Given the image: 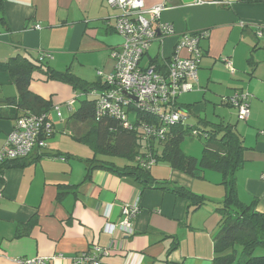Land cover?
Listing matches in <instances>:
<instances>
[{
    "label": "crops",
    "instance_id": "0c3cea01",
    "mask_svg": "<svg viewBox=\"0 0 264 264\" xmlns=\"http://www.w3.org/2000/svg\"><path fill=\"white\" fill-rule=\"evenodd\" d=\"M144 1L147 8L165 4L161 20L173 24L177 33L163 44L155 43L154 50L150 49L142 61L146 63L155 57H171L183 34L207 31L208 38L204 39L202 50L203 57L211 60L208 62L211 64L209 69H212L213 60L233 58L231 54L234 51L231 52L228 45L237 39L240 29L241 34L256 36L253 26L264 25V3L228 0L229 5H201L197 4L198 0ZM118 15L119 11L109 7L105 0H2L0 60L10 59L18 50L34 58L52 53L50 62L53 68L60 71L69 66L73 68L72 62L80 61L86 54L112 51L122 46L124 38L109 30ZM2 18L6 21L2 22ZM37 25L41 28L37 29ZM223 39L225 47H220L218 43ZM232 60L237 65V60ZM250 60L249 64H255ZM111 64L104 66L105 71H109ZM254 71L255 68L251 75L255 77ZM206 82L205 87L210 90L209 84L215 82L213 73ZM256 82L261 87L257 92H250L252 84H248L252 97L250 116L246 125L241 126V130L237 129L250 148L245 153L243 168L237 173V189L243 203L257 200V209L264 211V76H257ZM199 83L202 86V79L198 77L196 87ZM216 84L221 91H225L224 88L229 90L223 95L226 97H230L231 90L244 89L230 87L225 81ZM31 90L45 98L53 97L57 105L67 106L73 99L72 89L58 82L33 81ZM16 95L10 76L0 73V97ZM178 103L183 110L188 104L181 103L180 99ZM194 109L199 111L201 107L196 104L190 114ZM8 112L14 115L15 110L8 108ZM183 112L188 118L189 114L185 110ZM13 125L12 120H0V149ZM69 125L74 130V125ZM46 151L53 154L43 156L38 163L23 170L5 173L0 193V264H19V260L37 257L49 258L47 264H72L75 255L95 245L110 250L109 255L102 256V264H212L213 239L220 221L215 208L226 193L224 188L218 187L220 177L210 180L206 171L204 179H197L168 164L159 168L158 173L164 176L153 175L159 181H168L191 191L204 189L203 196L209 197L215 205L209 207L207 213L192 212L194 220L191 221L189 204L183 198L164 190L142 191L132 177L119 176L104 169L95 170L91 179L84 181L87 164L82 156L71 151L54 150L49 145ZM57 153L72 157L57 156ZM107 161L116 163L110 158ZM196 180L208 185H196ZM60 184L80 186L70 189L59 200ZM137 199L140 213L134 220V234L116 233L113 236L106 233L107 220L103 213L107 206L112 205L111 221L117 222L121 219V207ZM32 216L35 223L30 229ZM19 231L21 236H18ZM197 232L203 236L204 247L198 241ZM174 240L177 243L175 249ZM58 255H63V258H58Z\"/></svg>",
    "mask_w": 264,
    "mask_h": 264
},
{
    "label": "trees",
    "instance_id": "16d2710c",
    "mask_svg": "<svg viewBox=\"0 0 264 264\" xmlns=\"http://www.w3.org/2000/svg\"><path fill=\"white\" fill-rule=\"evenodd\" d=\"M241 1L249 4L264 3V0ZM105 2L108 5L106 0ZM0 3H2V0H0ZM108 6L111 7L110 5ZM116 10L119 11L118 9ZM117 17L115 24L109 30L120 35L115 29ZM5 21L6 19L2 18V22ZM207 38L208 34L202 40ZM157 42L160 44L164 43V41L154 40L151 44L154 45ZM148 51L145 56L148 55ZM47 54H50V57L46 56L45 59L41 60L40 57L43 54L34 58L29 54H25V51L18 50L10 59L6 61L0 60V73L8 74L12 85L17 90L16 96L0 97V120L14 121V128L15 123L21 117L30 114H46L48 121L53 127L51 136L45 138L48 141L55 135V124L51 118V112L56 107H59L61 113V108L59 105L54 104L53 97L45 98L33 92L31 85L33 81L58 82L68 85L73 92V99L67 103L69 110H71L67 125H74L75 132L71 136L75 141L84 144L93 151V156L84 160L87 164L84 181L90 180L95 170L104 169L119 176L132 177L142 191L147 189L164 190L176 197L183 198L189 204V211L196 212L206 204L205 202L208 199L184 186L157 180L153 176L151 168L141 165V160L152 158L157 164L160 162L167 163L173 169L197 179H204L206 171H216L221 178L219 184L224 187L226 193L224 199L215 208L220 216V221L219 229L213 239L214 258L212 264H264V254H257L259 251H264V211L257 209V200L246 204L240 200L238 195L237 173L243 168L245 153L250 148L245 145L236 124L225 123L224 121L209 123L202 119L198 124H202L203 131L199 132L198 125L184 124L186 118L172 125L164 126L165 130L161 135L148 134L143 129V126L145 124L158 126L159 118L148 113H141L140 110H135V108L131 107L130 120L132 127H125L124 123L117 118L108 115H98L97 102L99 96L108 90L107 84L99 75L96 81L90 82L76 75L70 66L64 71L57 70L50 65V60L53 59L52 53ZM171 59V57L163 59L155 57L151 58L146 64L143 62L142 64L155 66L157 70L166 73L169 64L172 62ZM35 73H40L42 77L35 78ZM77 101L79 102L77 108L73 109ZM197 103L185 105L186 108L184 110L189 114L188 118ZM226 103L234 107L229 102ZM177 105L180 109V104L178 103ZM8 108L15 110L14 115L8 112ZM57 116L62 118V113L59 116L57 112ZM85 124H91V126L84 131L82 126ZM195 128H198L197 131H195ZM10 132L7 134L6 140ZM194 132L203 133L205 139V147L200 157L186 154L181 147L186 137L193 135ZM142 141L146 143L147 152L141 153V148H138L142 145ZM47 149L48 142L46 148H37L27 157L5 159L0 162V193L4 187L6 171L23 170L35 165L43 156L53 154L47 152ZM59 155L72 157L70 154L57 153V156ZM116 157L126 158L128 163L119 166L114 162L107 161V158ZM79 186L80 184H60L59 200L64 198L70 189H75ZM29 223L31 224V229L35 223L33 216L30 218ZM21 235L22 232L19 231L18 236ZM176 245L175 241L173 249L176 248Z\"/></svg>",
    "mask_w": 264,
    "mask_h": 264
},
{
    "label": "built area",
    "instance_id": "2783aa9c",
    "mask_svg": "<svg viewBox=\"0 0 264 264\" xmlns=\"http://www.w3.org/2000/svg\"><path fill=\"white\" fill-rule=\"evenodd\" d=\"M108 5L121 13L117 17L116 31L124 38L121 47L113 49L111 56L115 60L114 71L110 74L99 72L98 75L107 84L108 90L99 96L97 109L99 116H111L119 119L125 127H132L130 108L140 110L158 117V126L145 124L143 129L148 134L164 133L166 125H172L186 119V115L178 108V100L184 93L191 92L198 84L200 65L203 57L201 41L207 32L201 34L186 33L179 37L174 53L171 56L167 72L157 70L155 66L142 64L145 54L154 40L165 41L170 36L177 35L170 23L161 21L165 4L159 3L147 8L144 0H106ZM197 4L229 5L228 0H198ZM37 29L40 26H36ZM264 26H257L256 36L263 38ZM50 54L43 53L40 59ZM227 62V61H226ZM227 67L235 73L231 62ZM133 98H136L135 101ZM251 95L236 92L228 98V102L237 108L239 120H248L250 116ZM73 103V102H72ZM73 105V104H71ZM70 105V106H71ZM72 108V106H71ZM58 115L60 116V109ZM53 133L52 124L46 114L26 115L18 119L13 130L8 135L0 152V162L5 159L24 158L37 148H46V137ZM141 160V158H139ZM155 160H141V165L151 168ZM112 205H108L103 215L106 218L104 231L110 235L134 234V220L140 213L139 200L125 203L121 207V219L111 221ZM110 254L108 248L99 245L79 252L72 259V264H102V256ZM63 258V255H58ZM50 259L37 257L19 260V264H47Z\"/></svg>",
    "mask_w": 264,
    "mask_h": 264
},
{
    "label": "rangeland",
    "instance_id": "374dc122",
    "mask_svg": "<svg viewBox=\"0 0 264 264\" xmlns=\"http://www.w3.org/2000/svg\"><path fill=\"white\" fill-rule=\"evenodd\" d=\"M115 20V19H114ZM264 26V25H261ZM254 32L257 33V26H253ZM241 29L239 30V34L237 36V39H234L230 41L229 43V48L233 52L231 55L233 56L234 60H237V65H234L235 62H233V58H225L222 57L220 59L213 60L215 61L214 65H212V69L210 68V63L208 62L211 61L207 57H203V64L200 65V71H199V78L202 79V86L199 83V86L195 87L191 92L184 93L180 96V102L181 103H197V107H201L199 111H195L194 113L189 116L184 122V124H189V125H194L197 126L198 128H195L197 131H203V126L200 123L202 119L206 120L209 123H217L224 121L225 123H231V124H236L237 129L241 130V126L246 125V120H239L238 118V110L235 107L230 106L226 102H228V97L223 96L226 94V92H229L227 88H224L225 91H221L216 83H224L229 84V86H236L237 88H244L242 90H231V96H234L236 92H244L248 93V84L251 83L252 87L250 88V92H257V89H260L261 87H258V83L256 82L257 76H264V31H263V38L262 40H258L255 35L249 36L248 33L247 35L241 34ZM205 40L201 41V46L204 45ZM224 43L226 42L223 40L219 41V46L223 47ZM257 46V48H255ZM155 44L150 47L151 50H154ZM225 47V46H224ZM112 51L106 50L105 52H98L94 54H86L82 56L78 61L75 60L73 63V71L76 75L81 76L85 79H87L90 82L96 81L97 76L99 72L105 73V74H110L114 71L115 68V60L111 56ZM252 59L255 64H249L248 60ZM231 62L233 65V69L235 71L234 74L230 72V70L227 67V62ZM108 62V63H107ZM112 64H111V63ZM146 63V62H143ZM68 65L70 63H67ZM83 64V65H82ZM110 65L109 71H105L104 66ZM50 65H52V62H50ZM84 66L83 68H81ZM65 68V66H63ZM255 68V77L251 75L253 72V69ZM203 73V75H202ZM213 73V79L215 82H211L209 84V87L211 88L210 90L207 89L206 86V81L208 76ZM35 78H40L42 77L40 73H35ZM207 89V90H206ZM217 94V95H215ZM251 95V94H250ZM222 96V97H221ZM83 98V97H81ZM75 105V108H77L78 105ZM226 103V104H225ZM61 108V113L63 115L62 118H59L57 116L58 110H53L51 112V118L55 124V135L54 137L50 138L47 142L48 145L51 149L54 150H63V151H71L75 152V154H78L79 156H82L83 159H86L87 157L93 156V151L85 146L82 143H79L73 139L71 136L74 132L72 127L66 126L67 120L70 117V110L68 105L66 106L65 104L59 105ZM180 110L184 111L182 107H180ZM251 113V108L249 109ZM136 112V111H135ZM91 124H85L82 126V129L85 131L88 127H90ZM264 134V133H263ZM141 146L138 148H141V153L147 152V147L146 143L144 141L141 142ZM182 150L192 156L200 157L202 155L203 149L205 147V139L203 137V133L200 134L198 132H194L193 135L187 136L186 139L183 141L182 145ZM117 164L123 165L127 164L128 160L126 158H112ZM167 165V163L160 162L158 164H154L152 167V174L155 177H161L164 176L163 174H159V168ZM216 176L220 177V174L217 173L216 171H207V177L208 179H213ZM221 179V178H220ZM198 181V180H196ZM205 183V184H202ZM196 185H208L206 182H197ZM214 187V186H211ZM218 187L224 188L222 185H219ZM216 188V186L214 187ZM204 189L202 188H195L193 191L194 193L198 195H202V192ZM199 192V193H197ZM208 193V191H205ZM205 197V196H204ZM208 200H211L209 197H205ZM206 204L198 211L195 213L203 212L207 213L208 208L212 207L215 205L211 201H206ZM192 212H188V217L190 220L193 219V214ZM197 216V214H195ZM190 223V222H189ZM197 235L199 237V243L204 247V240L203 236H201V233L197 232ZM257 254H264V251H259Z\"/></svg>",
    "mask_w": 264,
    "mask_h": 264
},
{
    "label": "water",
    "instance_id": "95a60500",
    "mask_svg": "<svg viewBox=\"0 0 264 264\" xmlns=\"http://www.w3.org/2000/svg\"><path fill=\"white\" fill-rule=\"evenodd\" d=\"M135 101H137V99L136 98H133Z\"/></svg>",
    "mask_w": 264,
    "mask_h": 264
},
{
    "label": "clouds",
    "instance_id": "9594fccd",
    "mask_svg": "<svg viewBox=\"0 0 264 264\" xmlns=\"http://www.w3.org/2000/svg\"><path fill=\"white\" fill-rule=\"evenodd\" d=\"M256 34V33H255Z\"/></svg>",
    "mask_w": 264,
    "mask_h": 264
}]
</instances>
